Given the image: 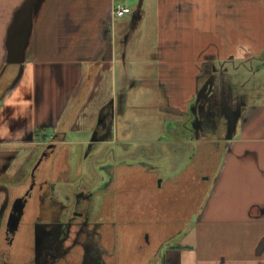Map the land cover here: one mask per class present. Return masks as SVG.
Listing matches in <instances>:
<instances>
[{
	"label": "crops",
	"instance_id": "1",
	"mask_svg": "<svg viewBox=\"0 0 264 264\" xmlns=\"http://www.w3.org/2000/svg\"><path fill=\"white\" fill-rule=\"evenodd\" d=\"M125 1L42 0L33 14L19 74L0 99V207L15 184H26L35 151L53 135L63 145H82L106 122L103 140L127 152L152 105L163 141L170 133L195 143L189 161L163 178L158 165L118 153L128 163L121 162V171L135 184L126 186L122 214L121 200L107 202L101 217L83 228L87 253L116 255L109 264H264V0H150L151 6L139 2L113 16L114 3ZM26 2L0 0V73L8 63L9 30ZM248 64L246 76L239 68ZM205 76L218 102L236 114L223 145L187 132V111ZM247 77L251 84L244 86ZM151 90L154 99L142 96ZM136 105L140 115L133 116ZM71 130L91 135L69 141ZM195 161L214 163L209 181L200 182L209 167L194 175ZM142 188L153 196L164 191V230H149L147 237L123 226L140 219ZM182 189L195 190L194 200L165 206ZM40 217L50 222L49 215ZM160 240L167 243L152 256ZM128 246L131 254L123 258ZM0 261L32 264V256L10 248Z\"/></svg>",
	"mask_w": 264,
	"mask_h": 264
},
{
	"label": "flooded vegetation",
	"instance_id": "2",
	"mask_svg": "<svg viewBox=\"0 0 264 264\" xmlns=\"http://www.w3.org/2000/svg\"><path fill=\"white\" fill-rule=\"evenodd\" d=\"M209 79L205 76L201 80L198 97L187 111V132L195 139L215 140L223 145L234 126L236 114L229 113L218 102ZM107 131V123L103 122L96 128L93 138L82 145H63L56 133L39 146L26 175L28 181L23 185L15 184L9 203L0 207L1 255L18 247L31 252L32 264H109L111 258L116 259L114 254H100L92 248L89 254L80 241L83 228L104 213L105 203L116 204L122 199L128 202V198L123 197L127 193L123 184L129 183L131 178L121 171L128 163L119 159L113 147L104 149L105 145L114 144V141L103 140ZM37 161L33 181L31 170ZM121 162L125 164L121 165ZM213 165L209 161L192 163L194 175L195 170L209 167L208 173L200 175L201 183L210 180ZM140 195V219L123 226H133L134 231L128 233L140 231L146 237L149 230L163 231L165 219L160 217V198L143 188ZM22 202V215L13 228V212ZM129 204L132 207L131 197ZM124 209L120 212L118 207L115 215L122 214ZM42 214L49 215L48 224L41 223ZM151 215L156 216L154 221L149 220ZM30 217L35 219L32 221ZM118 232L119 228H114L117 245ZM166 243V240H160L152 256L156 257ZM0 264L5 263L0 261Z\"/></svg>",
	"mask_w": 264,
	"mask_h": 264
},
{
	"label": "rangeland",
	"instance_id": "3",
	"mask_svg": "<svg viewBox=\"0 0 264 264\" xmlns=\"http://www.w3.org/2000/svg\"><path fill=\"white\" fill-rule=\"evenodd\" d=\"M144 1V2H143ZM150 0H126L124 2V4L122 2H115V3H120L122 5L128 6L131 9H134L136 7V5H138L139 2L143 3L142 5L146 6H151L152 3L149 2ZM114 3V4H115ZM152 41V39H150ZM238 64V62H235ZM261 65L264 66V62H260ZM258 62H253V66H259L260 65ZM251 66V64L247 65V68L245 67H240L239 71L243 72L246 74V76H249V72L246 71L248 70V68ZM264 76V75H263ZM135 79L139 85L140 82L139 81L141 79V77H135L133 78ZM246 83H244V86L251 84V82H249L248 77L245 78ZM264 80V77H263ZM120 78L118 79V86H117V91L115 92V96L116 93H118V89H119V85H120ZM243 86V87H244ZM142 93V96L144 97V94L146 95V97L151 96L152 99L155 98V92L152 90L151 91H145L144 93ZM145 98V97H144ZM111 100V98H110ZM133 106V105H132ZM130 107L131 111L130 113H132L133 116H138V114L140 115V109L137 108L138 105H136V107ZM143 112L146 113V115H143L142 118H144V122H146V128L145 130L140 129L137 132V138L136 141H132V147L130 151L125 152V150H123L122 148L118 149L116 148L115 144H107L104 146V149H109L111 147L114 148V150L118 151L117 153H120L121 155V159L124 160H130V161H137L139 159H142L144 161H147L149 163H154L156 165H158L160 167L161 170V175L163 178L167 177V176H171L174 173H176L179 168L184 165L187 164L189 161V156L191 154V150L193 149L195 143L191 140L186 138H176L175 136H173L170 133H166L167 137L164 138L167 141H163V138H160V134L158 131V122L155 118V116H153L152 114L154 113V107L151 105V107H147L146 109L143 110ZM152 113V114H150ZM150 114V115H149ZM149 128V129H148ZM79 130H83V128H79ZM141 134H146L142 137H140ZM79 135V136H78ZM90 131H83V132H79L77 130L73 131L71 130L69 132V135L67 136V140L69 141H74L77 139H87L90 136ZM37 155V150L35 151V156ZM219 159V157H217V160ZM124 172H127L124 170ZM129 176V175H127ZM129 178V177H128ZM161 180V178H160ZM135 184L134 180L131 179L129 181V183L123 184L126 186L129 185H133ZM136 184H138L136 182ZM183 190V191H182ZM181 191H178V194H174V196H169V198H165L166 199V203L165 206H174L176 201H184V202H189V200L192 198V200H194L195 198V190H193V192L190 190H186V189H182ZM189 191L188 194L189 195V199L186 198V196L188 195L187 192ZM164 191H162L161 193H158L156 191H154V195L159 197ZM201 192V190H200ZM135 195V194H132ZM129 196V193L124 195V198H127ZM137 196V194H136ZM175 196H177L178 198L181 196V198H175ZM202 197V195H201ZM164 199V198H161ZM160 201V199H159ZM125 206V200H121V207H123L122 209H124ZM133 226H129V227H125L126 231H134ZM131 246H128L127 249L124 251V257L126 258V255L129 253V255L131 254V250L130 248Z\"/></svg>",
	"mask_w": 264,
	"mask_h": 264
},
{
	"label": "water",
	"instance_id": "4",
	"mask_svg": "<svg viewBox=\"0 0 264 264\" xmlns=\"http://www.w3.org/2000/svg\"><path fill=\"white\" fill-rule=\"evenodd\" d=\"M42 0H27L20 10L15 22L9 30L7 38L8 46V63L21 64L23 61V53L25 44L29 34L33 14L39 7ZM39 161L33 166L31 170V178L34 181V170L38 166ZM21 199V198H20ZM24 203H19L13 212L12 225L16 228L18 221L22 215V208Z\"/></svg>",
	"mask_w": 264,
	"mask_h": 264
},
{
	"label": "trees",
	"instance_id": "5",
	"mask_svg": "<svg viewBox=\"0 0 264 264\" xmlns=\"http://www.w3.org/2000/svg\"><path fill=\"white\" fill-rule=\"evenodd\" d=\"M21 64L7 63L0 73V99L7 88L13 83L18 76ZM34 162V160H33ZM32 162V164H33ZM30 165V167L32 166Z\"/></svg>",
	"mask_w": 264,
	"mask_h": 264
},
{
	"label": "built area",
	"instance_id": "6",
	"mask_svg": "<svg viewBox=\"0 0 264 264\" xmlns=\"http://www.w3.org/2000/svg\"><path fill=\"white\" fill-rule=\"evenodd\" d=\"M129 12H130V8L128 6L122 5L120 3H115L113 5L112 14L115 17H122Z\"/></svg>",
	"mask_w": 264,
	"mask_h": 264
}]
</instances>
